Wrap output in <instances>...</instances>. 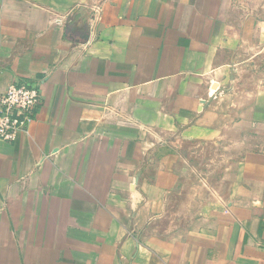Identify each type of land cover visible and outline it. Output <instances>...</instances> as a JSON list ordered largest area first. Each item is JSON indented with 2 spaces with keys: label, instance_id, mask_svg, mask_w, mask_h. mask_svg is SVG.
Returning <instances> with one entry per match:
<instances>
[{
  "label": "crops",
  "instance_id": "obj_1",
  "mask_svg": "<svg viewBox=\"0 0 264 264\" xmlns=\"http://www.w3.org/2000/svg\"><path fill=\"white\" fill-rule=\"evenodd\" d=\"M13 81L0 264H264V0H0Z\"/></svg>",
  "mask_w": 264,
  "mask_h": 264
},
{
  "label": "built area",
  "instance_id": "obj_2",
  "mask_svg": "<svg viewBox=\"0 0 264 264\" xmlns=\"http://www.w3.org/2000/svg\"><path fill=\"white\" fill-rule=\"evenodd\" d=\"M55 21L62 22V18H55ZM41 99V89L35 84L11 82L0 99V139L7 142L15 140L18 132L35 118Z\"/></svg>",
  "mask_w": 264,
  "mask_h": 264
}]
</instances>
